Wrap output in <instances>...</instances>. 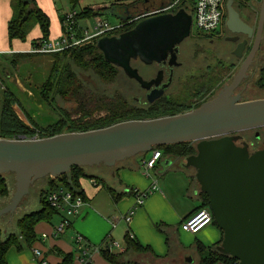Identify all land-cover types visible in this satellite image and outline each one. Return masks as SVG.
Wrapping results in <instances>:
<instances>
[{"label":"water","instance_id":"water-1","mask_svg":"<svg viewBox=\"0 0 264 264\" xmlns=\"http://www.w3.org/2000/svg\"><path fill=\"white\" fill-rule=\"evenodd\" d=\"M225 11L226 28L232 34L251 38L253 29L240 20L232 0L226 2ZM190 24L191 17L181 9L173 16L146 18L132 30L99 39L95 45L107 63L149 89L156 87L158 80L142 81L129 67V60L149 65L164 61L170 53L174 61L175 54L171 52H176L174 47L189 35ZM263 26L261 0L252 45L237 72L212 99L191 111L38 140L0 138V174L14 175V192L0 209V218L15 213L37 180L60 177L71 167H114L149 153L154 146L193 142L195 154L184 159L183 167L194 171L198 189L208 199L213 222L222 232L217 250L238 264H264V146L249 154L246 143L235 144L241 139L238 133L264 128V99L242 102L234 93L246 78L263 39ZM246 45V40L239 43L233 56L241 59Z\"/></svg>","mask_w":264,"mask_h":264},{"label":"trees","instance_id":"trees-1","mask_svg":"<svg viewBox=\"0 0 264 264\" xmlns=\"http://www.w3.org/2000/svg\"><path fill=\"white\" fill-rule=\"evenodd\" d=\"M66 1L71 5V11H75V7L81 0ZM232 1L233 7H242L244 6L243 3L245 0ZM108 2H110L111 5L108 9H100L96 12L91 11L88 7L80 9L76 19H89L95 15L103 17L110 16L115 17L118 23L125 25L134 17V15L126 16L129 12L128 7L130 5L121 3L122 0L104 1V3ZM115 2L117 5L112 4ZM10 3L12 8V17L7 24V37L9 42H12L13 40L24 42L28 33L35 26H38L40 29L42 35L40 39H48L50 21L48 16L39 8L35 0H10ZM183 7L189 9L191 8L190 6L184 5ZM115 8L119 10L118 15L114 14ZM225 14L226 11H224L222 20H224ZM262 36L263 39L260 45L262 44L264 46L263 32ZM35 43L36 41L32 42V44ZM0 55V60L8 69H15V67L21 62L29 61L36 56L38 57V55L27 53H16L10 57L2 56L4 54ZM40 56L49 57L52 61L49 65L46 78L37 86L38 97L46 105V107L52 111H58V118L55 123L50 124L45 128H39V132L41 133L39 136L40 139L66 133L87 132L102 129L130 120H150L162 116H173L188 112L193 108L190 105H185L182 101L177 102L171 99L158 100L155 102L154 106L146 110L134 107L131 103L130 106L129 102L119 96L115 91H108L106 87L104 88V86L113 84L117 76V71L115 67L103 59V56L96 48L95 43L71 48L60 53ZM260 59L261 58H259V60ZM254 68L256 71H259L261 82H263L264 65L258 63ZM83 77H86L87 80H84ZM208 85H210V83H206V85L202 86L201 89L203 90V87L206 88ZM210 86L212 87L213 85ZM261 86L264 87V83L261 84ZM202 90L199 91L198 97H202L205 94H202ZM218 91L217 89L215 91H210L207 99L205 100L207 101L212 99ZM1 100L2 114L0 115V138L12 139L17 135H27L30 133L12 111V105L18 103L15 93L6 87L5 90L2 91ZM58 100L61 102H72V109L68 112L66 109L58 108L56 105ZM199 106L200 105L194 106V109ZM95 112H103L104 114L103 116L95 118L92 117ZM69 114L80 115V117L76 120H71L72 117ZM261 130L264 131V128L246 131L243 132V135L247 136L248 133L252 131L260 132ZM152 149L161 151V158L155 166L163 160H171L174 168L182 170L186 174L189 181V192L191 194L193 192L191 181H193L195 177L188 173V171L192 169L184 168L181 163L184 162L186 157L195 154V143L183 142L173 145H158L154 146ZM146 154L148 153L139 154L135 157H143ZM98 168L109 167H105L103 165L92 167H71L68 173L60 177L51 178L48 176L35 181L31 185L29 191L36 187L38 209L32 212L23 213L20 217L16 218L13 222L14 230H12V232H5L3 234L0 229V264H7L5 257L10 248H15L17 250L30 248L36 241V235L34 232L35 226L39 222L48 221L52 216L58 214L46 203V195L49 192L56 191L57 189H64L69 191L73 196H80L83 200H85L80 189V179L94 180L96 183H101L102 186L105 187L106 184L103 179L95 176V174H92V171ZM6 176H11L14 183L13 174H0V209L9 203L14 192V184L9 186ZM10 187H13L12 194H10ZM107 190L116 201L118 196H116L114 191L108 187ZM131 194H133L132 191ZM25 199L26 197L22 200L16 211L23 207ZM196 199L200 203L198 209L208 208V199L206 195L199 190L196 193ZM9 216L10 215H5L1 217L0 220L4 222L6 221L10 224L13 219L9 222ZM212 224L215 225L213 219ZM124 245V249L120 253L111 254L108 250L103 249L100 251V254L105 261L111 264H124L128 253L150 254L152 255L151 260L153 262L156 260L150 249L142 248L133 239H130L128 234L125 236ZM211 249L212 247L204 248L195 242V247L192 250L196 251L197 255L202 257L203 262H201V264H210L209 262L212 259V253H210ZM57 254L61 258L59 264H73V256L71 254H65L62 252H58ZM215 254L217 257L221 258V260L225 259L224 256L217 253ZM170 255L172 254L170 253ZM178 262L179 259L177 260V264ZM172 263L173 261H171L170 257V261L168 259L166 264Z\"/></svg>","mask_w":264,"mask_h":264},{"label":"crops","instance_id":"crops-1","mask_svg":"<svg viewBox=\"0 0 264 264\" xmlns=\"http://www.w3.org/2000/svg\"><path fill=\"white\" fill-rule=\"evenodd\" d=\"M35 1L49 18L48 38L58 37L61 33L62 15L58 14L54 0ZM11 17L10 0H0V54L24 53L33 41L42 37L39 27L35 26L24 42L17 40L9 42L7 24ZM149 156L150 153L143 157L126 159L114 167L93 170L92 174L102 178L106 184L105 187L101 183L93 186L89 179H80V189L86 203L79 215L70 218V228L63 235L52 237L50 235L52 228L59 223L61 216L57 214L48 221L39 222L34 228L36 241L32 246L21 250L10 248L5 257L6 263L39 264V260L34 259L31 251L34 248L41 252V259L46 264H59L61 258L58 252L71 254L73 264H111L102 258L101 248L107 247L111 242H116L122 250L111 248L109 252L111 254L120 253L124 249V239L128 232L142 248L150 249L156 258L155 264H162L165 259L167 260L171 249L180 257L185 253H190L195 247V242L204 248L212 247L219 239L218 230L215 232L211 229L210 234L196 236L193 244L190 243L191 240L184 242L185 237L182 234L188 233L181 231L179 225L199 208L200 203L196 199V190L190 194L188 177L182 170L174 168L171 160L159 162L151 170L150 176L146 177L141 173V165ZM152 181H157L158 191L145 199L143 204L136 209L130 223L126 224L121 217L135 205L131 191H146ZM107 187L118 196L116 201L108 192ZM74 234L81 235L89 245L99 248L97 252L89 253L88 263L81 262L80 253L74 245ZM42 235H47V238L43 239ZM207 236L214 239L211 245L203 243ZM151 256L150 254L128 253L124 264H145L144 261H147V258L152 259Z\"/></svg>","mask_w":264,"mask_h":264},{"label":"rangeland","instance_id":"rangeland-1","mask_svg":"<svg viewBox=\"0 0 264 264\" xmlns=\"http://www.w3.org/2000/svg\"><path fill=\"white\" fill-rule=\"evenodd\" d=\"M104 1L105 0H81L75 7V11L79 12L80 9L84 7H92L95 10L106 8L107 6H109L110 2L104 3ZM132 1L133 0H122L121 3L130 4V2ZM54 2L58 14L60 15H63L71 10V5L66 0H54ZM260 2L261 0H245L243 3L244 6H242L248 8L249 11L252 12L255 25H257L258 21ZM105 19L112 25L117 24L115 17L105 16ZM91 25L92 21H89L87 25L88 28H91ZM90 28L89 34L92 32ZM12 55L13 54H4L2 56L10 57ZM184 58L185 70L190 68V72L185 76V80L183 78H180V82L183 84L186 83V85L180 86V91L182 92V94L180 96V100L176 101H182L185 105L192 106L193 108L191 110L194 109V106L201 105L204 100L207 99L210 91H215L216 89L218 91L224 85L228 84L237 72L242 61L241 60L236 63L233 58L224 60L223 58H219L214 54V49H210L209 51H207L204 48H198L195 50V52L190 50V52H188V56ZM259 58L261 59L259 60ZM51 61L52 60L49 57L36 56L29 61L21 62L15 67V69H8L0 60V115L2 114V91H4L6 87H8L15 93L18 102L12 105V111L30 132L27 135H17L16 137H13L9 140H14L17 137L22 136L27 139H40L39 136L41 133L39 132V128H45L46 126H49L50 124L56 122L58 118V111H52L51 109L46 107V105L39 99L37 93V86L46 78ZM258 63L264 65V46L262 44L260 45V48L258 49L254 60L247 71L246 78L242 81L241 85L236 91V94L240 95V101L264 99V87L261 86L264 81L261 82L260 73L254 68ZM121 81V79L115 78L113 84L104 86V88L106 87L108 91H115L119 96L128 101L129 105L131 103V105L135 107L134 103L130 101V94L128 95L127 92H122L119 89L121 87ZM206 83H210V85L213 86L211 87L210 85H208L206 88L203 87L202 90V86H205ZM200 90H202V94L205 93L202 97H198ZM56 105L58 108L66 109L69 112L72 109L71 107L73 106V103L70 101L61 102L60 100H58ZM103 114V112H95L92 117L98 118L100 116H103ZM69 115L72 117L71 120H76L80 117V115ZM253 133L254 131L248 133L246 137L251 140L253 138ZM259 133L260 141L257 147L262 148L264 146V131L261 130ZM141 173H143L142 170ZM188 173L191 176H194V172L192 170H189ZM6 180L9 186H12L14 184L13 178L11 176H6ZM194 181L195 179L191 181L192 190L198 191V186L196 184V181ZM160 182L161 181H159V183ZM10 192V194H12L13 187H10ZM37 209L38 202L36 187H34L26 196L23 207L19 208L13 216H9V222L13 219L12 223L8 224L6 221L4 222L0 220V229L3 234L5 232L9 233L14 230L13 222L16 218L20 217L23 213L32 212ZM205 209L208 210V208ZM211 229L215 232L218 230L215 225L210 224L208 228H204V230L200 231L195 236L190 234H182L185 237L184 242H189L191 240L190 243L193 244L194 238L196 236L198 237L200 235H207V233L210 234ZM213 241V238L207 236V239L203 243L205 245H211ZM172 250L173 249H171L170 251L172 255H170L169 253L167 260L169 259L170 261L171 257V261H174L176 263L179 259L178 264H189L183 260V257L191 258V253H185L184 256L179 257V255L175 251L172 252ZM167 260L165 259L162 264H166ZM144 263L154 264V262L149 258H147V261L145 260Z\"/></svg>","mask_w":264,"mask_h":264},{"label":"built area","instance_id":"built-area-1","mask_svg":"<svg viewBox=\"0 0 264 264\" xmlns=\"http://www.w3.org/2000/svg\"><path fill=\"white\" fill-rule=\"evenodd\" d=\"M228 0H172L166 7L168 9L177 7L184 8V6H190L192 8V21L196 31L210 35L215 33L222 22V17L225 11V5ZM239 1V0H237ZM107 9L109 6L106 7ZM102 8V9H106ZM91 11L96 12L100 9L89 8ZM78 12L69 11L62 15L61 19V33L56 38H48L47 40H36L35 44L31 43L30 48L24 53L32 55H50L60 53L65 50L81 47L83 45L94 44L96 40L116 32L123 26L117 22V24H110L105 17L95 15L89 19L77 20ZM142 18V16L137 17ZM134 20V19H133ZM92 21L91 33L89 34L88 22ZM16 54V53H11ZM14 140H38L36 138L27 139L25 137H17ZM148 159L144 160L141 165V170L146 177L150 176L151 170L155 164L161 158V151L152 149ZM93 186L98 184L91 180ZM158 191L157 181H152L148 190L140 192L137 190L132 191V196L135 200V205L129 210L121 219L129 224L136 209L140 207L144 200L154 192ZM47 205L54 209L61 219L58 224L52 228V237H58L63 235L66 230L70 228V218L79 215L81 208L85 205L86 201L80 196H73L69 191L64 189H57L51 191L46 195ZM212 224V216L209 210L201 208L196 210L192 215L183 220L180 224L181 231L190 235H196L204 228ZM130 239H133L130 232L127 233ZM42 238H47V235H42ZM73 241L75 248L78 250L81 256L82 263H88L90 261L89 253L97 252L98 247L89 245L85 239L78 234H74ZM111 248L122 250L121 246L116 242H111L107 247L101 248L110 251ZM35 260H39V264H46L41 259V252L38 249H31Z\"/></svg>","mask_w":264,"mask_h":264},{"label":"flooded vegetation","instance_id":"flooded-vegetation-1","mask_svg":"<svg viewBox=\"0 0 264 264\" xmlns=\"http://www.w3.org/2000/svg\"><path fill=\"white\" fill-rule=\"evenodd\" d=\"M171 1L172 0H133L132 2H130V4H128L130 5L128 7L129 12L127 13L126 16L134 15V17L131 20H129L125 25L121 26V28L118 29L116 32L102 37V38H109V37L118 36L120 34L132 30L140 21L146 18L159 16V15L173 16L181 9L184 10L191 17L189 35L185 37L177 46L174 47L175 49H177L176 52L174 51L171 52L175 54L174 61H171L170 53L167 54V57L165 58L164 61H161L159 63L153 62L149 65L143 64L138 59L129 60V67L131 68V70L136 71L137 76H139L142 79V81L150 82L153 80H158V85L156 87L152 85L150 86L149 89L142 88L139 82L135 78L128 77L121 68L115 67L117 71L116 79L119 78L122 80L121 87L119 89L122 92L125 93L127 92L128 95L130 94V101H132L135 107L139 109H143V110L149 109L150 107L154 106L155 102L158 100H168V99L175 101L180 100V96L182 94V92L180 91V86L186 85V83L183 84L180 82V78H183L185 80V76L188 75L190 72V68L185 70L184 57L188 56V52H190V50L195 52V50L198 48L200 49L204 48L207 51H209L210 49H214V54L217 57L223 58L224 60L233 58L237 63L243 60V58H245L253 42L255 29L257 25L254 24V16L252 12L249 11L248 8L233 7L234 11L238 14L240 20L249 28L253 29L252 37L249 39L245 34H232L226 28L225 26L226 14L224 20H222L221 25L219 26V28L215 33H212L210 35H204L196 31L193 26L192 8L189 9V8L173 7L168 9L166 6ZM112 4L117 5L116 2ZM109 6L111 5L109 4ZM118 12L119 10L115 8L114 14L118 15ZM139 16H142V18L136 19ZM234 37H237L238 39L237 41L232 42L231 39H233ZM244 40L247 41V45L243 52V56L241 59H237L233 56V52L236 49L237 45ZM237 89L234 92L235 94ZM155 95L157 96L159 95L158 98L154 100V102H150L149 99H151ZM238 135L241 137V139L237 140L235 144L237 146H241L243 143H246L249 154H252L256 150L261 149L257 147L260 141V133L258 131H254L253 138L251 140H249L248 137L243 135V132L238 133ZM183 164L184 162L181 163L182 166ZM195 192L197 193V190ZM219 233L220 236L218 241L214 245H212V249L210 252L212 253V259L210 260L209 263L238 264V261L236 259L228 255H224L217 250V247L222 242V232L219 231ZM190 253H191V258L183 257V260L185 262L189 264H201V262H203L202 257L197 255L196 251L191 250ZM215 253L224 256L225 259L221 260V258L217 257ZM172 264H177V263L173 261Z\"/></svg>","mask_w":264,"mask_h":264}]
</instances>
